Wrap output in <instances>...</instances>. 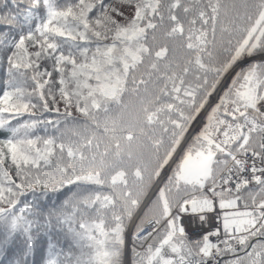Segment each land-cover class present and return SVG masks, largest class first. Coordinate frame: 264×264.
Wrapping results in <instances>:
<instances>
[{
	"label": "snow or ice",
	"instance_id": "snow-or-ice-1",
	"mask_svg": "<svg viewBox=\"0 0 264 264\" xmlns=\"http://www.w3.org/2000/svg\"><path fill=\"white\" fill-rule=\"evenodd\" d=\"M9 6L0 264H264V0Z\"/></svg>",
	"mask_w": 264,
	"mask_h": 264
},
{
	"label": "trees",
	"instance_id": "trees-1",
	"mask_svg": "<svg viewBox=\"0 0 264 264\" xmlns=\"http://www.w3.org/2000/svg\"><path fill=\"white\" fill-rule=\"evenodd\" d=\"M8 11H14V9H12L10 6L8 8L0 7V14H3V13L8 12ZM260 59H262V57L255 59V60H260Z\"/></svg>",
	"mask_w": 264,
	"mask_h": 264
},
{
	"label": "rangeland",
	"instance_id": "rangeland-1",
	"mask_svg": "<svg viewBox=\"0 0 264 264\" xmlns=\"http://www.w3.org/2000/svg\"><path fill=\"white\" fill-rule=\"evenodd\" d=\"M258 57H259V56L257 55V56H255L253 59H258Z\"/></svg>",
	"mask_w": 264,
	"mask_h": 264
}]
</instances>
